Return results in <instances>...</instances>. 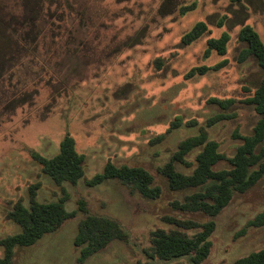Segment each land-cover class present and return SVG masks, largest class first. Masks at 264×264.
<instances>
[{
  "label": "rangeland",
  "instance_id": "374dc122",
  "mask_svg": "<svg viewBox=\"0 0 264 264\" xmlns=\"http://www.w3.org/2000/svg\"><path fill=\"white\" fill-rule=\"evenodd\" d=\"M5 2L11 10L16 3ZM191 2L195 8L180 14V6ZM42 14L34 58L22 57L0 78V238L21 231L7 212L17 201L28 206V187L36 184L37 201L65 195L64 208L71 211L82 199L88 213L115 219L126 240H112L77 262L73 239L84 215L77 210L35 243L16 246L11 264H230L264 248V224L240 232L264 209L263 177L234 193L213 217L209 252L199 263L189 256L162 260L151 250L152 231L192 234L200 228L181 221L201 224L209 218L175 206L191 189L170 190L159 170L177 143L202 127L218 151L230 156L241 142L237 135L249 134L258 118L246 100L261 69L252 57L237 61L242 47L237 34L248 24L264 44V0H50L43 2ZM197 21L207 30L182 44V34ZM222 32L229 35L225 53L204 57L206 40ZM221 60L225 63L217 69L184 76L192 66ZM211 98L231 102L221 106ZM215 113L230 117L207 126ZM176 117L182 123L167 132ZM66 134L84 156L83 175L75 184L54 182L30 155L53 156ZM197 151L186 155L188 166L175 163L176 169L190 173ZM107 161L145 168L161 190L159 197H142L112 179L88 186ZM228 166L222 161L216 167Z\"/></svg>",
  "mask_w": 264,
  "mask_h": 264
},
{
  "label": "trees",
  "instance_id": "16d2710c",
  "mask_svg": "<svg viewBox=\"0 0 264 264\" xmlns=\"http://www.w3.org/2000/svg\"><path fill=\"white\" fill-rule=\"evenodd\" d=\"M45 1L50 0H15L16 3L11 10L5 0H0V78L22 57H28L29 61L34 58L44 21L42 12ZM194 8L195 2L183 4L179 8V13L184 14ZM206 30L205 22L197 21L182 34L180 41L182 44H190ZM237 38L242 43L237 61L242 62L252 57L261 69L259 82L246 100L253 106L258 118L249 134L237 135L241 142L235 147L232 155L226 156L218 151L217 142L209 139L206 130L201 127L197 134L181 139L168 161L159 168L170 190L191 189L180 202L174 201L175 206L209 217L201 224L189 220L181 221V224L200 228L192 234L175 228L152 231L151 250L159 259L170 260L189 256L195 263L202 261L208 255L211 245L209 235L215 225L213 217L228 204L234 193L246 191L264 177V44L258 33L248 24L240 27ZM228 39L229 35L226 32H222L218 37L208 38L203 56L207 57L211 51L224 54ZM224 63L225 60H221L211 66L204 64L192 66L184 76L190 78L201 75L208 70L221 67ZM210 101L221 106L231 102L230 99L218 98H211ZM7 107H11L10 103ZM229 117V114L215 113L208 117L206 125L211 126ZM181 123L179 117L174 118L167 132ZM189 123L191 121L186 122ZM162 137L163 134L159 135L158 139ZM195 148H198V151L191 172L183 173L177 170L175 163L189 165L186 155ZM30 155L40 164L42 171L58 184L63 181L75 184L83 175L84 156L76 151L74 140L68 134L61 139L59 151L53 156L45 157L36 151H30ZM222 161H226L229 166L217 168V164ZM107 179L116 180L145 198L155 199L161 192L160 188L153 184L152 175L145 168L115 165L110 161H107L102 170L92 175L86 183L93 186ZM36 187V184L28 187V206L17 201L7 212V218L16 222L21 231L0 238V246L3 249L0 264H11L16 246H29L35 243L44 234L60 227L67 218L74 216L77 210L84 213L78 222L77 233L73 239V245L79 252L77 262H83L112 240H126L125 230L115 219L88 213L82 199L77 201V210L67 211L64 208L65 195L57 200L39 202L35 199ZM172 220L180 224L179 221ZM263 224L264 209L249 219L240 232H244L248 226ZM230 264H264V248L241 256Z\"/></svg>",
  "mask_w": 264,
  "mask_h": 264
}]
</instances>
